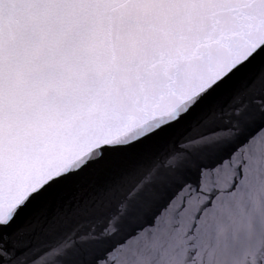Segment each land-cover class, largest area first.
Returning a JSON list of instances; mask_svg holds the SVG:
<instances>
[{
	"label": "snow or ice",
	"instance_id": "6c2138e0",
	"mask_svg": "<svg viewBox=\"0 0 264 264\" xmlns=\"http://www.w3.org/2000/svg\"><path fill=\"white\" fill-rule=\"evenodd\" d=\"M0 264H264V0H0Z\"/></svg>",
	"mask_w": 264,
	"mask_h": 264
}]
</instances>
